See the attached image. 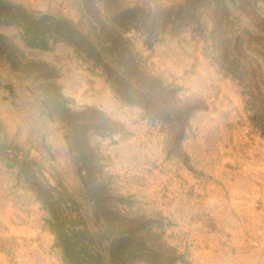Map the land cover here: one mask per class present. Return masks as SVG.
Listing matches in <instances>:
<instances>
[{
    "label": "rangeland",
    "instance_id": "obj_1",
    "mask_svg": "<svg viewBox=\"0 0 264 264\" xmlns=\"http://www.w3.org/2000/svg\"><path fill=\"white\" fill-rule=\"evenodd\" d=\"M82 37L129 43L192 105L180 127L122 101ZM42 190L114 236L143 220L172 264H264V0H0V264H67Z\"/></svg>",
    "mask_w": 264,
    "mask_h": 264
},
{
    "label": "trees",
    "instance_id": "obj_2",
    "mask_svg": "<svg viewBox=\"0 0 264 264\" xmlns=\"http://www.w3.org/2000/svg\"><path fill=\"white\" fill-rule=\"evenodd\" d=\"M51 22L56 29L76 35L70 22L48 17L42 18L39 31L50 28L47 24ZM82 42L83 53L101 65L112 90L122 101L140 106L153 119L167 122L174 128L180 127L192 105L179 102L160 79L145 72L138 65L129 43L122 37L101 47L85 39ZM73 46L78 50L81 45ZM231 64L233 70L240 71L241 79L257 88L256 78L248 76L244 65L236 61ZM91 111L97 115L86 120L92 128H101V120L107 123L105 130L117 128V124L103 113L95 109ZM41 194L46 196L42 202L49 209L53 233L67 264H135L133 260L137 256H142L147 264L173 263L169 248L157 242L143 220L118 216L121 233L114 236L106 224L98 221L94 227L84 215H69L61 204L53 203L48 191L42 190Z\"/></svg>",
    "mask_w": 264,
    "mask_h": 264
}]
</instances>
